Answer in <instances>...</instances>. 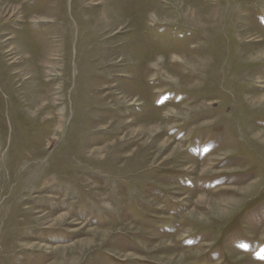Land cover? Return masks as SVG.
<instances>
[{
    "label": "rangeland",
    "instance_id": "374dc122",
    "mask_svg": "<svg viewBox=\"0 0 264 264\" xmlns=\"http://www.w3.org/2000/svg\"><path fill=\"white\" fill-rule=\"evenodd\" d=\"M0 264H264V0H0Z\"/></svg>",
    "mask_w": 264,
    "mask_h": 264
},
{
    "label": "bare ground",
    "instance_id": "6f19581e",
    "mask_svg": "<svg viewBox=\"0 0 264 264\" xmlns=\"http://www.w3.org/2000/svg\"><path fill=\"white\" fill-rule=\"evenodd\" d=\"M213 23V22H212ZM37 24V23H36ZM164 51V50H163ZM55 61V60H54ZM58 61L59 60H57L55 63H57L58 64ZM51 63H52V61H50ZM57 64H53V65H50V66H47L48 65V63H47V65H45L44 64V66H45V68H48V69H50V70H52V69H54L55 68V65H57ZM246 68V67H245ZM68 73V72H67ZM66 73V74H67ZM51 76H53V77H55L56 75H51ZM69 77H70V75H69Z\"/></svg>",
    "mask_w": 264,
    "mask_h": 264
}]
</instances>
